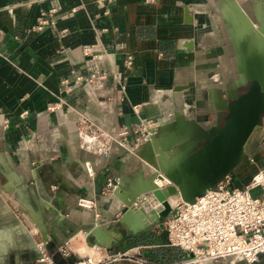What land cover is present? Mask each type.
I'll return each instance as SVG.
<instances>
[{"label": "crops", "instance_id": "obj_1", "mask_svg": "<svg viewBox=\"0 0 264 264\" xmlns=\"http://www.w3.org/2000/svg\"><path fill=\"white\" fill-rule=\"evenodd\" d=\"M51 8L54 24L31 30L41 11ZM103 9L99 0H0V264H37L39 229L46 232L53 264H74L84 255L112 259L124 252L128 255L109 264H144L139 258L146 264H192L189 252L167 242L168 214L133 229L135 218L125 215L122 199L104 190L108 178L123 181L125 191L141 189L149 181L148 164L117 144L107 156L98 154L78 122L88 118L109 133L141 118L165 125L174 102L180 105L177 92L187 111L180 121L194 119L209 128L229 101L214 79L227 86L238 76L228 69L237 60L235 42L244 40L243 13L264 36V0H112L108 13ZM93 71L104 78L75 81ZM263 139L264 115L226 177L231 187H244L264 170ZM160 140L177 144V130ZM133 142L131 134L128 145ZM251 193L264 198V187ZM10 196L20 204H11ZM80 199L94 207L81 206ZM154 203L156 214L162 205ZM94 225L101 242L86 236ZM74 238L79 242L70 244ZM65 246L67 256L61 252ZM203 264L245 261L230 255ZM254 264H264V255Z\"/></svg>", "mask_w": 264, "mask_h": 264}, {"label": "built area", "instance_id": "obj_2", "mask_svg": "<svg viewBox=\"0 0 264 264\" xmlns=\"http://www.w3.org/2000/svg\"><path fill=\"white\" fill-rule=\"evenodd\" d=\"M99 1L104 4V14L108 13L112 0ZM143 1L145 4H152L157 0ZM55 10L51 8L41 11L31 30H41L47 25H53L52 16ZM125 63L128 66L131 65L130 55L126 57ZM103 78V72L94 71L88 75H76L75 81L92 83ZM63 82L68 84L67 80ZM132 108L137 114L139 106L135 105ZM26 113L24 111L22 115ZM156 128L157 123L154 120L142 118L135 126H121L115 133L105 131L85 117H81L78 122L79 131L88 137L89 145L102 156L108 155L113 144L134 153L138 146L150 139ZM131 134L134 135V142L132 146H129L128 139ZM261 147L264 157V139ZM88 171L90 172V169ZM90 175H92L91 172ZM226 177L206 190L204 194L196 197L193 202L180 200L171 207L165 220L168 244L189 252L191 254L189 262L192 264H203L208 260L219 261L230 255H241L245 264H254L259 255H264V198L254 197L251 193V190L256 187H264V170L254 173L249 183L241 188H231ZM119 181L118 178H108L104 190L107 193H113ZM153 181L160 188L170 183L159 172L154 176ZM159 181L162 184H158ZM79 204L83 207H94V202L90 200L80 199ZM86 236H88L87 233ZM47 244L48 239L42 237L37 264H53V259L47 252ZM61 252L67 256L70 250L65 246ZM127 253L117 254L112 259L105 255L99 257L84 255L78 257L74 264H109L117 257L127 256ZM138 260L146 264L142 258Z\"/></svg>", "mask_w": 264, "mask_h": 264}, {"label": "water", "instance_id": "obj_3", "mask_svg": "<svg viewBox=\"0 0 264 264\" xmlns=\"http://www.w3.org/2000/svg\"><path fill=\"white\" fill-rule=\"evenodd\" d=\"M243 14L248 24L243 27L244 40L236 41L235 49L238 66L244 74L243 85L246 86V89L228 96L229 101H224L223 107L218 108L219 111L214 124L209 128L201 127L202 136L200 138L202 140L199 142L197 139L196 142L192 143L191 148L181 149L178 147L190 137L191 124L195 122L193 119L169 121L170 123L160 126L161 131L158 134H153L149 140L145 141L146 144L158 141L159 149H164L166 152L174 149L177 158L170 161H160L161 159L158 158V164L153 158L154 162L150 165L146 162L147 157L145 155H138L148 166L156 169L155 171L151 169L149 181L153 180L159 172L170 183L162 188L158 194L161 197L162 209L156 214L148 215L147 221L139 226L133 224V229H145L151 221H158L168 214L171 211L169 210L171 206L166 200L168 195L178 194L183 202L191 203L196 197L215 186L240 163L251 135L259 128L264 115V36L254 28L251 19L245 13ZM248 27H252L253 33L255 57L252 59L247 53ZM175 130L178 132L177 144L173 145L168 140L163 142L160 140L161 136ZM140 146L145 145L141 144ZM155 185L153 183L149 188H156ZM145 189H148V186L141 188V190ZM100 190L101 185H99V189H96V192L100 193ZM138 192L135 188L125 191L121 180L114 189L113 194L121 198L126 206L125 215L131 214L135 218L136 212L130 206L131 201L136 199ZM140 212L143 213L141 210ZM143 215L146 216V211ZM99 229V226L94 225L87 230V237L100 240L98 237ZM39 231L43 239H46V232L42 229Z\"/></svg>", "mask_w": 264, "mask_h": 264}, {"label": "bare ground", "instance_id": "obj_4", "mask_svg": "<svg viewBox=\"0 0 264 264\" xmlns=\"http://www.w3.org/2000/svg\"><path fill=\"white\" fill-rule=\"evenodd\" d=\"M172 91L176 92L177 90L174 89ZM175 97H176L175 100H179L180 101V105H177L174 102V111H172L171 113L168 114V119H169L170 122L180 120L181 117H185L187 115L186 114L187 111H186V108H185V105H184L185 103H184L183 99L180 96H177V92L175 94ZM143 144L145 146H142V147L138 146V149H136V153L138 155H145L147 157L145 160L150 165H151V163L154 162V159L158 163L159 162L158 158L161 159L160 161H163V160H169V159H171L174 156V152L172 150H169L168 152H166L163 149H159L158 141H154V142L149 143V144H146L144 142ZM149 154H151V155H149ZM154 169L155 168L153 167L152 170H154ZM159 182H161V181H159ZM153 183H155L153 180L147 181L146 184H144V186L142 188H145L146 186H148V189H145V190L137 189V191H139L138 194L141 193V191H143V193L144 192H150V193H146V194L143 195L142 202H144L147 205L149 204V205H152V206L155 207V206H157V204H155L154 202L159 203V204L162 205L161 197L158 195L161 192V190L160 191L159 190L158 191H154V192L151 193V191L159 188L158 185H155L156 188H154V187L153 188L152 187L149 188ZM138 194H137V196H138ZM179 199H180V197H179L178 194H170V195L167 196L166 200H167L168 203H170V206L172 205L171 207H174L173 205L176 204L177 201H179ZM133 211H135V210L133 209ZM152 211L153 210L150 211L151 212L150 214H148V212H146V216L143 215L140 211H135L136 214H135L134 225L135 226H139L143 222L147 221L148 215H153Z\"/></svg>", "mask_w": 264, "mask_h": 264}, {"label": "rangeland", "instance_id": "obj_5", "mask_svg": "<svg viewBox=\"0 0 264 264\" xmlns=\"http://www.w3.org/2000/svg\"><path fill=\"white\" fill-rule=\"evenodd\" d=\"M235 53V52H234ZM234 69L236 70V71H238V76H233L234 78H235V81H232V79H229V82H227L228 83V85L227 86H229V87H227V86H225L224 84L226 83V82H223V81H221V79H218V77H214L215 79H214V82L213 83H215V84H218V85H220L219 87H221V88H223V89H221V88H219L220 90H222V95H223V99H225L224 97L226 96V95H228V96H231L234 92H238V91H241V90H245L246 89V86H244L243 85V78H244V74L240 71V68H239V66H238V61L236 60V63H235V67H233V70L231 71V67L228 69V74L230 75V74H232V72H234ZM94 72V71H93ZM232 77V76H231ZM233 78V79H234ZM92 83H94V82H92ZM223 112H225V111H223ZM165 115H162L160 118H162V117H164ZM152 120H154L156 123H157V128L155 129V132H153V134H158L160 131H161V128H160V126H162L161 125V122H160V120L159 119H152ZM193 121H195L194 119H193ZM163 123H165V124H167L168 123V121L166 120L165 122H162V124ZM201 127H203L201 124H199L198 122H193V124H191V131H190V133H191V135H189L190 137H188L185 141H183L182 143H181V146L180 147H178V148H181V149H189V148H191V145H192V143H194V142H196L197 141V139L199 140V142L202 140V138H200L202 135H201V133H202V128ZM193 133V134H192ZM134 154L138 157V158H140L139 156H138V154L136 153V151L134 152ZM145 170H149V172L147 173V177H149L150 175H151V168H150V166H148V165H146L145 164ZM159 184H162V182H159ZM230 187H231V185H229ZM231 188H233V187H231ZM241 188V187H240ZM162 191V188H158V189H155V190H153V191H151V192H154V191ZM144 193H150V192H144ZM143 194V193H142ZM142 194L141 195H139V196H137L136 197V199L135 200H133V201H131V208L132 209H134L135 211H142L144 214H145V211L146 212H148V214H150L151 212V210H155L154 208V206H152V205H143L141 202H142V199H143V197H142ZM181 199H179V201H180ZM179 201H177V203L179 202ZM9 202L11 203V204H13V205H17L18 206V204H20L19 202H17L12 196H10V199H9ZM176 203V204H177ZM176 204H174L173 206H175ZM169 205H170V203H169ZM172 206V205H171ZM169 210H171V207L169 208ZM152 211V213H154ZM156 211V210H155ZM158 211V210H157ZM142 213V214H143ZM145 217V216H144ZM78 238H74L73 240H71L70 241V244L71 243H74V241L75 242H79L78 240H77ZM84 253H82V255H83Z\"/></svg>", "mask_w": 264, "mask_h": 264}]
</instances>
